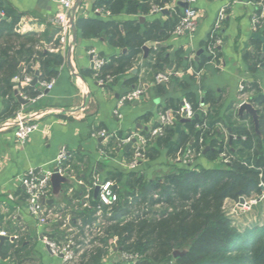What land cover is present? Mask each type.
<instances>
[{
	"label": "crops",
	"instance_id": "0c3cea01",
	"mask_svg": "<svg viewBox=\"0 0 264 264\" xmlns=\"http://www.w3.org/2000/svg\"><path fill=\"white\" fill-rule=\"evenodd\" d=\"M76 1L75 18L78 15L91 19H108L105 13L93 10L98 0ZM1 2L8 3L20 15L16 23L19 32H37L44 35V40L58 37V27L48 23V18L61 9L55 0H0ZM183 4L182 0H168L160 11L137 15L121 12L110 17V20L120 26L125 21L132 22L138 27L140 35L151 30L154 32V39L144 42L143 46L149 45V48L144 51L142 47L133 68L104 84H99L98 78L88 73L93 71L89 52L94 50L106 60L125 53L126 49L113 45L103 35L84 38L76 29L71 52L65 51L64 63L53 79L52 89L35 102L25 105H21L15 97L23 111L41 114L37 129L23 145L16 143L14 128L0 118V235L7 237L0 241V264H62L59 257L49 252L39 236L43 234L57 241L67 235L81 238L85 225H91L95 220L93 213V221H87L92 209L82 207L84 195L91 190L96 196L94 182L103 183L109 179L114 183L118 182L115 187L123 185L129 171L123 161L129 157L130 148L125 150V146H118L114 139H103L92 133L104 129L116 131L122 136L132 131L147 130L156 119L165 97L183 100V91L177 80H189L193 75L189 67L193 68V64L197 62V51H203V42L220 10L223 9L224 18L220 24L222 45L219 49L218 66L205 64L201 68V75L194 78L192 90L198 95L204 89L214 91L221 97L222 112L238 100V88L243 83H255L264 93V69L260 65L254 71L250 69L258 52L259 58H263L261 55L264 43V28L257 29L252 23L256 12L252 0H196L195 6L199 9L196 31L192 35H175L173 29ZM71 40L72 31L68 48ZM257 40L262 42L260 50L257 48ZM178 58L181 60L178 61ZM34 67L37 69L36 65ZM20 71L19 69L13 75L12 81L15 84L20 79ZM158 71L174 73L171 76L174 78L163 84L165 96L156 93L151 83L152 76ZM135 76L137 81L129 83ZM138 86L144 90L142 97L124 103L118 108L119 115H115L119 97ZM38 88L40 89V84ZM5 107L6 101L0 96V114ZM55 109L59 111H54ZM63 148L70 154L67 161L69 173L65 182L55 190L51 185L49 196L45 199L46 206L59 218L40 227L27 210L25 190L20 178L30 168L51 166L57 153ZM167 162L163 150L157 160L146 162L135 171H141L147 177L155 165H160L156 169V172H160L161 165ZM198 162L207 164L203 159ZM119 172L122 176L116 182L112 177ZM122 200L123 198L121 202ZM121 213L114 212V215ZM104 259L106 258H102V261H106ZM112 262L114 258L109 257L107 263Z\"/></svg>",
	"mask_w": 264,
	"mask_h": 264
},
{
	"label": "trees",
	"instance_id": "16d2710c",
	"mask_svg": "<svg viewBox=\"0 0 264 264\" xmlns=\"http://www.w3.org/2000/svg\"><path fill=\"white\" fill-rule=\"evenodd\" d=\"M167 1L98 0L93 10L102 9L107 20L77 15L75 26L82 37L103 35L113 45L126 49L125 53L106 59L99 71L88 73L106 80L133 68L144 42L153 40L154 32L149 30L140 35L138 27L132 22L125 21L120 26L110 17L121 12L127 15L146 14L154 7L162 8ZM0 11L8 18L0 22V96L6 101L0 118L6 120L21 108L13 93L17 83L12 81L19 67L20 79L24 75L34 77L37 70L39 85L42 81L54 79L65 59L58 37L44 40V35L37 32L21 33L16 29L20 15L8 3L1 2ZM210 42L211 38L207 36L203 46ZM261 45L262 42L257 40L258 50ZM217 51L219 56L220 50ZM259 53L253 58L251 71L256 70L258 65L264 69V57L259 58ZM207 60L203 52L193 64L195 70L201 69ZM156 74L152 76L151 83L156 93L165 96L164 85L155 82ZM195 77L193 73L189 80H177L183 91V100L165 97L159 111L170 110L173 124L164 126L161 135L154 137L146 148L145 163L157 160L165 150L167 161L172 163L174 171L151 179L141 171L129 170L123 185L113 188L118 200L112 210L122 213L106 219L104 238L116 237L123 248L131 249L140 256L137 264H264V223L257 224L264 220V195L260 197L264 191L260 186L262 184L264 188V93L255 83H247L244 87L247 100L257 112L255 125L250 114H237L238 101L222 112L221 97L214 91L204 89L198 95L191 88ZM136 81L137 76L132 77L129 83ZM38 85L19 87V92L27 98H34L40 91ZM183 101L188 102L194 112L191 119L181 117ZM156 125L157 122H154L153 126ZM147 131L141 130V133L146 134ZM186 147L201 151V156L190 165L173 162L175 154ZM221 154L228 156L227 162L220 157ZM199 159L207 164L199 163ZM121 176L119 172L112 178L117 182ZM239 191L245 201L256 200L248 210L236 209L244 219L255 217L252 228H246L243 233L239 231L236 219L225 215L222 209L227 198L238 199ZM155 193H158L157 198L153 197ZM96 204L97 197L90 191L89 209L92 210L87 221H93L91 215ZM159 204L162 208L154 209ZM123 215L126 219L121 218ZM174 251L182 254L175 258ZM96 254L89 262L86 261L88 255L83 254L77 264L99 263L102 258L100 253Z\"/></svg>",
	"mask_w": 264,
	"mask_h": 264
},
{
	"label": "built area",
	"instance_id": "2783aa9c",
	"mask_svg": "<svg viewBox=\"0 0 264 264\" xmlns=\"http://www.w3.org/2000/svg\"><path fill=\"white\" fill-rule=\"evenodd\" d=\"M60 4L61 9L58 10L55 14L48 18V23L58 27V38L61 43V51L63 56H65V51H69L68 43L71 36V27L69 24V13L73 11L75 7L76 0H55ZM186 4L182 8L179 20L173 29L175 35L188 34L192 35L198 26L199 18V9L195 6L196 0H182ZM253 4L256 6V12L252 17V23L254 27H262L264 25V0H252ZM160 7H154L151 11L156 12L160 11ZM95 12L104 13L100 8H95ZM224 18L223 9L218 12L217 18L208 33V37L211 38V42L206 46H203V52L208 57L206 62L207 64L218 66L219 56L218 49L222 45V38L220 36V24ZM5 17L4 13L0 11V22ZM207 40V38H206ZM90 54V64L93 71L97 72L105 63V60L102 59L91 50ZM195 76L199 77L201 75V69L195 70L192 66L189 67ZM173 72L165 71L160 72L155 75L156 83H168L173 75ZM33 76L24 75L17 82L15 89L19 90V87H25L30 85ZM112 78L107 77L106 80L98 79L99 84H104L105 81H110ZM40 84L39 94L34 98H27L28 103H33L39 98L43 97L45 92L52 89L54 80L42 81ZM247 83H243L238 88V103L236 104L237 109L243 103H250L247 100L248 94L244 91V87ZM143 88L138 86L133 89L128 90L126 93L122 94L118 101L117 107L114 110L115 115H119L118 108L126 102L133 100H138L143 95ZM251 104V103H250ZM238 114V113H237ZM194 115V112L190 104L186 101H183L181 117L182 119H191ZM41 114L31 111L25 112L22 109H19L15 115L11 118L6 119L5 124L14 128V138L17 144L23 145L27 138L32 132H34L38 127V119ZM154 122H157L156 126H153ZM173 124V117L171 116V111L166 110L164 112L157 113L156 119L151 122L150 127L147 129V133L143 134L141 131H132L125 135L119 136L116 131H106L104 129H99L94 131L92 134L97 135L103 139H114L116 144L120 147L125 146L128 143H131L130 155L127 159L123 161L124 166L129 170H134L143 165L146 161V148L148 147L149 142L153 140L154 137L161 135L162 129L164 126ZM150 146V145H149ZM201 156V151H198L191 147H186L182 151H178L175 154V157L172 159L173 162L180 163L182 165H190L195 163V160ZM70 157V154L64 148L61 149L51 166L48 167H39V168H30L20 178V181L24 187L26 195V205L29 214L35 219L36 223L40 227H44L47 224L57 220L59 217L56 213L50 210L46 204L45 199L49 196L51 191L50 176L53 173H58L59 175L66 177L69 173L67 161ZM225 162L228 161V156L225 154L220 155ZM93 185L97 187V204L94 206V217L95 220L91 225H85L84 233L81 238H76L74 235H67L63 237L62 240H53L48 238L46 235L41 234L39 236L40 241L46 245L49 252L56 257L61 259L62 264H77L84 250L88 248L91 238L90 234L92 231H98L103 221L107 218L114 216V211L112 206L118 200V195L115 193L113 188L115 183L112 180L107 179L103 183L94 182ZM263 187L262 184L260 185ZM92 189V187L90 188ZM90 191L84 195L82 207H90ZM264 195V194H263ZM263 195L261 197H263ZM154 198L158 197V193L153 195ZM131 198L129 197L128 200ZM256 202V201H254ZM253 202V203H254ZM251 201H245L241 206L240 210L250 207ZM122 219H126L125 215L121 216ZM65 225V224H64ZM100 231V230H99ZM125 252H122V259H127ZM134 258H138L136 254Z\"/></svg>",
	"mask_w": 264,
	"mask_h": 264
},
{
	"label": "rangeland",
	"instance_id": "374dc122",
	"mask_svg": "<svg viewBox=\"0 0 264 264\" xmlns=\"http://www.w3.org/2000/svg\"><path fill=\"white\" fill-rule=\"evenodd\" d=\"M158 167H160L159 164L155 165V167H153V169H151V171L148 172L147 177L151 178V179H155V178L161 177V176L164 177L167 173L174 171V166L169 161L167 163H165V165H163V166L161 165L162 170L160 172H156V169H158ZM263 189L264 188L262 187V191H263ZM263 193H264V191L260 194V197L263 195ZM239 196L240 195H238L237 200H232V199L227 198L223 203L222 209H223V212L225 215L236 219L237 226L239 227L238 229L241 233H243V231L246 228L247 229L252 228V226L254 225L255 217L249 216L246 219H244V218H242V216H240L238 214V211L236 209L239 208L238 207ZM247 200L251 201V203L256 201L255 198H251V199H247ZM161 208H162L161 204L154 206V209H157V210H159ZM239 209H241V208H239ZM244 210H248V208H245L242 211H244ZM263 223H264V220L258 222L257 224L260 226ZM99 230L98 231H96V230L92 231L90 234L93 238H91V242H90L88 248H86L84 250V255H88L87 260H86L87 262H89L90 261L89 259H92V257H95V255H97L96 253H100V258H106V259H104L106 261H100L99 263L91 262V264H108L107 262H108L109 257L114 258V262H112L111 264H137L140 256H138V258L135 259L134 256L136 255V253L131 252L130 251L131 249L127 250L125 247L123 248V246H121L119 244V242L117 241L116 237H105L104 238V236L106 235V233H105L106 220L103 221ZM77 233L81 234L80 231H77ZM122 252L127 253L126 254L127 259H122L121 256H119V255H122ZM108 255H110V256H108ZM115 257H117V259ZM83 259H85V258H83Z\"/></svg>",
	"mask_w": 264,
	"mask_h": 264
},
{
	"label": "water",
	"instance_id": "95a60500",
	"mask_svg": "<svg viewBox=\"0 0 264 264\" xmlns=\"http://www.w3.org/2000/svg\"><path fill=\"white\" fill-rule=\"evenodd\" d=\"M78 4V1H76V4H75V7L73 8V11H71L69 13V24H70V27H71V31H72V40H71V43L69 45V52H71V49H72V46H73V43L75 41V38H76V26H75V13H74V9L77 7L76 5ZM186 4L184 3L183 4V7H185ZM163 12L165 11L164 9L162 10ZM140 20H143V17H140L139 18ZM154 44V45H159L157 43H151V45ZM149 48V45H144L143 46V49L144 51H147ZM203 51L200 49L197 51L196 53V59H198V55L201 54ZM262 57H264V43L262 45ZM67 59L69 60V54L67 55ZM21 70V67L19 68ZM133 72H135V70H133ZM38 74L39 72L36 70L35 71V74H34V77L33 79L31 80L30 82V85L31 86H34L37 82H38ZM14 93V96L16 97L17 101L21 104V105H25L28 103V99H25L21 93L19 92L18 89H14L13 91ZM54 111H59V109H55ZM243 112H246V113H249L252 118H253V122L255 123V125H257V112L256 110L254 109V107L250 104V103H243L238 109H237V113L238 115H242ZM232 138V136H230V139ZM131 147V143H128L125 145L124 149L127 150ZM207 149V147L205 148V150ZM65 177L59 175L58 173H53L51 176H50V183L53 187V189L55 190L57 187L60 186V184L62 182H65ZM95 192L97 193V187L95 188ZM239 195H241V191L238 192ZM243 203H245V200L242 196L239 197V204L238 206H241ZM7 237L4 236V235H0V241H3L4 239H6ZM182 253L179 252V251H174L173 252V257H178L180 256Z\"/></svg>",
	"mask_w": 264,
	"mask_h": 264
}]
</instances>
